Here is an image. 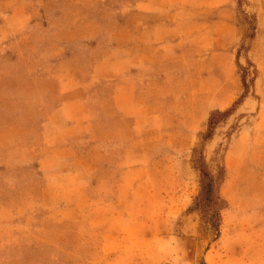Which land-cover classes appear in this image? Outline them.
I'll return each mask as SVG.
<instances>
[{
  "label": "rangeland",
  "instance_id": "rangeland-1",
  "mask_svg": "<svg viewBox=\"0 0 264 264\" xmlns=\"http://www.w3.org/2000/svg\"><path fill=\"white\" fill-rule=\"evenodd\" d=\"M260 1L0 0V264H264Z\"/></svg>",
  "mask_w": 264,
  "mask_h": 264
},
{
  "label": "trees",
  "instance_id": "trees-1",
  "mask_svg": "<svg viewBox=\"0 0 264 264\" xmlns=\"http://www.w3.org/2000/svg\"><path fill=\"white\" fill-rule=\"evenodd\" d=\"M227 114V110L220 111V110H213L209 114V120H208V127H210L205 135V139H208L212 135L211 128L214 126V124L218 123L220 121L221 116H225ZM199 158V159H198ZM197 159H195L196 163L199 165V169L201 171V197L206 203H213L217 207L223 203V199H221L220 195L218 194L217 190L214 189L216 177L213 176L207 169L204 162V159L202 156H199ZM216 191V193H214ZM203 195V196H202ZM201 199V198H200Z\"/></svg>",
  "mask_w": 264,
  "mask_h": 264
},
{
  "label": "crops",
  "instance_id": "crops-1",
  "mask_svg": "<svg viewBox=\"0 0 264 264\" xmlns=\"http://www.w3.org/2000/svg\"><path fill=\"white\" fill-rule=\"evenodd\" d=\"M249 4L251 5V0H249ZM256 7L257 17L263 16L264 14V0L260 1V5L254 6ZM259 7V9H258ZM258 9V10H257ZM259 15V16H258ZM259 20V19H258ZM253 48V49H252ZM249 50H253L252 54L254 55L255 63L257 64L258 75L255 78V89L257 87L256 83L260 86L264 85V65H261L262 61H264V24H260L257 26L254 35L251 37V46ZM261 52V53H259Z\"/></svg>",
  "mask_w": 264,
  "mask_h": 264
}]
</instances>
